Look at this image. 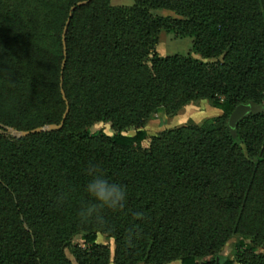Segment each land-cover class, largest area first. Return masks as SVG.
<instances>
[{"label":"trees","instance_id":"obj_1","mask_svg":"<svg viewBox=\"0 0 264 264\" xmlns=\"http://www.w3.org/2000/svg\"><path fill=\"white\" fill-rule=\"evenodd\" d=\"M111 1L0 0V264H74L67 250L109 264L102 235L114 264H264V111L228 123L239 104H264V0ZM162 32L201 58L161 55ZM200 100L223 112L212 126L148 147L145 129L124 133ZM89 164L128 188V214L106 212V227L82 223L77 199L56 202L82 190ZM234 237L237 260L222 254Z\"/></svg>","mask_w":264,"mask_h":264},{"label":"rangeland","instance_id":"obj_2","mask_svg":"<svg viewBox=\"0 0 264 264\" xmlns=\"http://www.w3.org/2000/svg\"><path fill=\"white\" fill-rule=\"evenodd\" d=\"M111 3L113 5H124L131 6L135 3V0H112ZM158 14L165 15L170 14L169 11L160 10L157 11ZM193 39L190 37L186 38H178L173 34H168L162 32L160 35V43L157 46L158 52L163 56L168 55H176V54H188L193 53ZM194 56L201 58L200 55L193 53ZM264 111V104L257 105V112ZM222 110L213 107L209 101L200 100L188 104L177 113L173 115H168L165 111L160 110L157 113L153 114L150 119L141 127H131L125 130V134L133 135L136 133L138 129H145L148 133L147 140L144 142V146L148 147L150 145L151 139L153 136L159 134L161 131L171 129V128H179L188 125L198 124L200 126L208 125L212 126V121L222 115ZM229 120V119H228ZM54 126H48L47 128H53ZM92 132L104 131L108 135H113L114 130L110 123L106 122H98L91 127ZM10 132L14 136H21L22 133H17L14 130L10 129ZM100 242L105 244L110 249V263L114 264V256H115V248L116 243L114 239L108 238L106 235H102L100 237ZM239 242V237H234L228 241L224 249L222 250V254L228 256L234 260H237V246ZM74 244H83V240L81 236H76L73 241ZM67 255L71 258L74 264H78L75 260L74 256L71 254L70 250H67ZM147 264V263H140ZM172 264H180L179 262H175Z\"/></svg>","mask_w":264,"mask_h":264},{"label":"clouds","instance_id":"obj_3","mask_svg":"<svg viewBox=\"0 0 264 264\" xmlns=\"http://www.w3.org/2000/svg\"><path fill=\"white\" fill-rule=\"evenodd\" d=\"M86 182L77 192L71 186L66 187L56 196V202L62 206L72 199L78 200L77 217L82 223H95L106 227V212L128 214L129 192L126 185L112 180L99 164H89L84 169ZM142 212L132 213L133 220H142ZM139 233L130 229L127 242L132 244Z\"/></svg>","mask_w":264,"mask_h":264},{"label":"water","instance_id":"obj_4","mask_svg":"<svg viewBox=\"0 0 264 264\" xmlns=\"http://www.w3.org/2000/svg\"><path fill=\"white\" fill-rule=\"evenodd\" d=\"M83 3H80V5ZM76 7L73 8V10H75ZM73 16V14H71V17ZM71 19L68 21L66 28H65V33H64V44H65V55L67 57L68 52H67V44H66V32L68 31V27L70 24ZM66 64V60L64 61V67ZM257 105L255 103H241L239 104L234 111L232 112V114L229 117L228 123L229 126L233 129V131H235L237 129L238 124L247 116L251 115L252 113L257 112ZM69 113V107L67 108V111L65 113L64 118L66 119L67 115ZM62 127V125L60 126ZM45 128H38L36 130L31 131V133H36V132H41L42 130H44ZM30 132H26L24 134H28Z\"/></svg>","mask_w":264,"mask_h":264}]
</instances>
